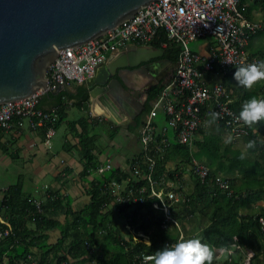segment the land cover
<instances>
[{
    "label": "trees",
    "instance_id": "16d2710c",
    "mask_svg": "<svg viewBox=\"0 0 264 264\" xmlns=\"http://www.w3.org/2000/svg\"><path fill=\"white\" fill-rule=\"evenodd\" d=\"M256 2L258 1L254 0L253 6L248 9L244 7V13L250 19V11L256 6ZM261 34L262 32L257 36ZM153 47L161 49L159 43ZM163 51L166 59L177 62L181 46L168 41V47L163 48ZM257 52H251V55L264 62V50ZM222 84L229 89L232 87L227 82ZM163 88L164 84L161 83L151 92L146 112L135 121V125L130 126L131 131L137 132L144 124L152 108L151 102L158 98ZM263 88L264 86L260 89L261 93ZM47 98L57 101L59 120L54 125V130L66 123L76 141L75 145L66 141L64 148L78 157L83 165L81 178L86 183L85 194L90 200L75 209L72 206L73 199L62 195L58 190L49 188L43 192L44 199H39L26 194L21 181L9 186L0 195V228L5 229L9 224L12 232L0 242V263L18 264L31 257L36 264H138V257L143 254L158 255L161 249L178 242L181 233L184 234L183 239L197 237L209 244L215 251L212 264H220V259L216 256L217 251L222 249L227 253L222 264H246L249 250L253 251L249 264L260 263L259 256L264 252V227L260 222L264 218V206L260 205L264 204V142L260 140L259 132L264 134V120L254 122L249 128V135L243 138L248 152L257 153V158L254 159L247 157L240 149L233 148L232 143H227L226 140L232 139L227 136L224 124L215 120L218 131H208L204 125L200 126L191 147L182 145L176 132L168 129L165 136L168 146L163 155L155 157L156 173L158 178L164 177L166 182H174L175 191L183 194L186 201L172 207V215L179 221L181 229L173 223L164 229L162 215H153L151 199L136 208L123 206L115 202L111 190L106 187L113 180L123 183V180L131 178L135 165L145 171L148 165L145 163L146 155L142 147L141 153L130 162L128 171L115 169L99 178L91 179L90 169H96L101 164L99 155L102 151L97 145L98 139L106 136L109 148L122 128L109 121H89L88 117L68 120V101L78 100L80 108H86L89 101V94L82 86L77 87L76 94H44L40 100L41 108ZM232 107L240 113L237 103H233ZM49 128L50 124L47 123L36 131L40 130L45 139ZM251 140L255 141V145L250 148L248 142ZM193 159L209 168V176L204 181L188 169ZM65 172L70 171L67 168ZM186 175H190L194 182L189 193L185 192V183L188 182ZM217 175L228 180L230 191L220 190L211 181ZM131 180L134 184L135 181ZM131 183L128 189L133 187ZM146 183L148 182L145 180L141 184ZM34 200L41 202L40 208ZM144 210L148 213L144 214ZM148 214H152L151 218H148ZM61 216L65 217L63 221L60 220ZM191 217L203 222L196 233L186 230ZM125 225L133 227L135 233L143 232L149 237V244L143 238L134 241L133 237L129 240L124 237ZM51 231L60 232L55 244H49L48 233ZM230 250L231 254L228 252Z\"/></svg>",
    "mask_w": 264,
    "mask_h": 264
},
{
    "label": "built area",
    "instance_id": "2783aa9c",
    "mask_svg": "<svg viewBox=\"0 0 264 264\" xmlns=\"http://www.w3.org/2000/svg\"><path fill=\"white\" fill-rule=\"evenodd\" d=\"M245 1L157 0L140 8L133 19L108 30L87 44L60 51L47 70L49 93L59 86L85 84L112 55L128 45L153 47L159 43L163 49L168 47L170 41L181 46L173 76L164 84L161 94L153 102L139 129L140 145L146 155L147 168L143 171L139 165H135L131 178L123 180V183L113 180L106 185L115 202L123 206L136 208L151 199L153 215H162L164 229L169 228L170 223L181 229L179 221L172 215V207L186 201L183 194L175 191L174 182H166L164 177L160 179L156 173L155 157L163 155L168 146L165 137L168 129L176 132L182 145L191 147L195 133L208 118L224 124L226 134L232 140L248 136L249 128L254 124L240 119V113L232 107L234 91L222 82L211 80L216 76L223 79L241 65H260L262 62L259 57L251 55L248 45L252 38L264 32V20L248 18L244 13ZM207 38L213 41L208 45L206 55L194 52L189 46L191 42ZM44 94L45 92H38L28 98L0 105V141L7 132L16 135L23 129L36 131L38 127L48 123L50 128L46 132L45 145L51 144V138L56 133L53 127L59 120V114L57 109L46 110L40 107ZM261 94L264 99V88ZM161 113L167 123L165 126H160L157 122ZM213 113L219 115L214 118ZM188 169L202 181L209 176V168L196 159L192 160ZM113 170L114 164L107 158L96 169H90V178L94 179L95 175L101 177ZM131 179L135 181L134 184ZM145 180L148 183L141 184ZM211 181L222 191L231 190L230 183L221 175L215 176ZM130 183L133 187L128 189ZM34 202L40 208L41 202ZM1 212L0 207V215ZM143 213L148 212L144 210ZM147 216L151 218L152 214ZM260 222L264 227V218ZM11 232L9 224L5 229L0 228V242L10 236ZM123 235L128 240L133 237L134 241L143 238L146 244L150 242L143 232L135 233L134 228L129 225H125ZM183 238L184 234L181 233L180 240ZM228 252L231 254L232 250ZM217 253L226 252L222 249ZM247 254L249 257L251 251H247ZM156 259L157 254H143L138 257V264H153ZM28 260L18 264H36L31 257Z\"/></svg>",
    "mask_w": 264,
    "mask_h": 264
},
{
    "label": "water",
    "instance_id": "95a60500",
    "mask_svg": "<svg viewBox=\"0 0 264 264\" xmlns=\"http://www.w3.org/2000/svg\"><path fill=\"white\" fill-rule=\"evenodd\" d=\"M155 1L0 0V105L38 92L48 94L47 70L60 51L87 44L133 19L140 8ZM163 55L164 51L155 47L128 45L87 80L91 99L103 102L113 112L118 109L136 121L139 113L129 112L124 102L134 97L133 102L142 108L138 95L127 91L128 81L111 77L122 70L130 72L141 63ZM167 63L170 61L156 62L152 73L155 75L159 65L165 67ZM61 92L72 93L67 85L57 87L52 93ZM112 120L119 125L118 121ZM252 256L253 251L248 263Z\"/></svg>",
    "mask_w": 264,
    "mask_h": 264
},
{
    "label": "crops",
    "instance_id": "0c3cea01",
    "mask_svg": "<svg viewBox=\"0 0 264 264\" xmlns=\"http://www.w3.org/2000/svg\"><path fill=\"white\" fill-rule=\"evenodd\" d=\"M246 7V1H245ZM205 42L202 46L199 47L198 50H193L194 52L200 53L202 55H206L208 51V45L210 44L212 39H204ZM163 50V49H159ZM119 53V52H118ZM115 56V54H114ZM113 57V55H112ZM109 63V61H108ZM163 67L161 64L159 65V71L164 69H169V77H163V84H165L174 74L175 67L172 63H167ZM156 67V66H155ZM236 71V70H235ZM234 72H231L229 76L233 77ZM134 72V71H132ZM125 74V72H123ZM226 78H221L222 82H227ZM135 77V76H134ZM213 78V77H212ZM131 86H134L133 83L136 84V81H128ZM128 83V85H129ZM140 84V82H138ZM135 86V89H138V85ZM228 85L232 84L231 90L234 91L233 99L234 103L239 105V109H242L243 104L248 100L247 94L244 95H236L237 89L235 88V84L231 82H227ZM128 85H126V89H130ZM82 86L89 94V89L87 83L83 85L72 86L70 85V90L73 94L77 93V87ZM96 87V86H95ZM130 92V91H129ZM46 95V94H45ZM44 96V95H43ZM42 96V97H43ZM145 98H142V103L145 102ZM132 100H136L135 98ZM155 101V100H154ZM153 101V102H154ZM69 102V111H68V120H77L81 117H88L89 121L91 119H96L98 121H109L113 122L112 119H115L119 122V126L121 127L122 136H118L110 145L109 148L106 149V152L102 153L101 156L99 155L100 162H104L107 158H110L114 164V168L116 170H121L122 172L129 170V164L136 156L141 153V145L139 139V130L131 131L130 130V122L127 119V116L120 113L118 109L116 112H113L109 109L107 105H105L101 101L93 102L89 95V101L86 103V108H80L78 100H71ZM151 102V106L153 105ZM77 105V106H76ZM57 101L54 98H47L43 102V109L51 110L56 109ZM79 110V113L82 114L81 116H77L74 113L75 109ZM213 121L211 126H218L211 118H208L207 122H205L204 127L206 130L209 128V123ZM157 122L160 126H165V118L162 113L159 115ZM122 123H126L128 125H122ZM210 126V127H211ZM59 131L64 132L63 141L62 143L58 144V141H53ZM209 131V130H208ZM120 135V134H119ZM53 146L50 148V145H45L44 136L38 131H31L29 129H23L20 131V134H13V133H5L0 141V162L1 163H11L12 160L20 158L21 156L26 159V163H28V170L32 173H29L30 179H41L45 175H52L51 182L44 185L43 188H35L34 193H26L34 198H42L44 199V193L49 188L53 189L54 191L58 190L64 196H69L73 199L72 206L77 209L85 204H87L90 200L89 196L85 194V182L81 178V172L83 170V165L81 164L78 157L69 153L65 148L64 144L66 141H69L72 145L76 144V141L73 139L68 126L66 123L60 125L55 135L53 136L52 140ZM121 142V144H119ZM247 145V143L244 141ZM113 146L115 148H113ZM172 165V164H170ZM69 169L70 172L66 173L65 169ZM36 177V178H35ZM39 181V180H38ZM8 188V187H7ZM5 188V189H7ZM4 190H0V195H3ZM260 205L264 206L263 203ZM64 216L60 217V220H64ZM49 244H55L58 241L60 232L59 231H51L48 233ZM53 234V236H52ZM222 254L217 253V259H221Z\"/></svg>",
    "mask_w": 264,
    "mask_h": 264
},
{
    "label": "rangeland",
    "instance_id": "374dc122",
    "mask_svg": "<svg viewBox=\"0 0 264 264\" xmlns=\"http://www.w3.org/2000/svg\"><path fill=\"white\" fill-rule=\"evenodd\" d=\"M253 1L254 0H246V8L248 9L249 7L253 6ZM258 2H256V6L254 8H252V10L250 11V16L252 17V19L254 20H264V3L262 2V0H256ZM205 40L204 39H200L199 41L196 42H191L189 44V46L193 49V50H198L200 46H202L204 44ZM248 50L250 52L253 53H258L257 51H261L264 50V32H262L261 35L259 36H255L254 38H252L250 40V43L248 45ZM212 82H216V83H220L222 82V79L218 76L214 77V79H211ZM227 82H231L235 84V88L237 89L236 95H244L247 94V98L248 100L252 97H256L257 99H262V94H261V87L264 86V78H260L258 79L256 82L253 83V85L251 87H247L244 85L239 84L235 77H231L229 76L227 78ZM72 86H76V83H72ZM235 97V95H233ZM74 113L77 116H81L82 114L79 113V110L76 108L74 110ZM213 121H211L209 123V125L211 126L213 123ZM217 124V123H216ZM115 125V124H114ZM122 125H127L126 123H122ZM208 128L209 131H214L217 132L218 131V127L217 126H211ZM123 130V129H122ZM122 130L120 131V136L123 135ZM99 132V131H98ZM100 133V132H99ZM259 138L262 142H264V134L259 132ZM63 136H64V132L59 131L56 135V137L53 139V141H58L59 143H62L63 141ZM53 141H51V145L50 148H52L53 146ZM227 143H232V147L233 148H238L240 149L244 154H246L247 157L254 159L257 158V153H250L248 152V148L247 145L244 143L243 139L237 140V141H232V140H226ZM107 137L103 136L102 138H99L97 141V145L98 147L101 149V153L106 152L107 149ZM119 144H121V142H119ZM113 148H115L113 146ZM101 158H103V156L100 154ZM26 159L23 158L22 156L20 158L14 159L11 161V163H1L0 162V190H5V188L15 185L18 182H23L24 183V192L25 193H34L35 188L39 187V188H43L45 184L50 183L51 182V176L52 175H45L44 177H42L41 179H30L29 178V173H32L28 170V163H26ZM172 166V165H170ZM36 178V177H35ZM95 178H99L98 175H95ZM185 178L187 179L185 183V192L189 193L191 192L193 186H194V182L192 181V179L190 178V175H186ZM39 180V181H38ZM121 222V220H120ZM203 222L201 220H199L198 218H193L191 217L189 224L186 225V230L187 231H192L194 233H196L197 231H199L201 224ZM123 226V225H122ZM203 226V225H202ZM53 236V234H52ZM219 254V253H218ZM227 258V253H223L221 255V259L218 260V262L220 264H222V262ZM259 264H264V252L260 254L259 256ZM0 264H6V262L0 263ZM89 264H94L89 263ZM247 264V261H246Z\"/></svg>",
    "mask_w": 264,
    "mask_h": 264
},
{
    "label": "clouds",
    "instance_id": "9594fccd",
    "mask_svg": "<svg viewBox=\"0 0 264 264\" xmlns=\"http://www.w3.org/2000/svg\"><path fill=\"white\" fill-rule=\"evenodd\" d=\"M236 81L244 86L251 87L254 82L264 78V62L241 65L234 73ZM219 113H213V117ZM240 119L248 124L264 120V99L252 97L247 100L240 111ZM255 141L248 142L253 147ZM215 256L214 249L197 237L181 239L174 246L165 247L158 252L155 264H212Z\"/></svg>",
    "mask_w": 264,
    "mask_h": 264
},
{
    "label": "flooded vegetation",
    "instance_id": "af4514ba",
    "mask_svg": "<svg viewBox=\"0 0 264 264\" xmlns=\"http://www.w3.org/2000/svg\"><path fill=\"white\" fill-rule=\"evenodd\" d=\"M108 60L103 65L107 64ZM162 60H168V59H166L163 55L162 58L153 59L148 63H141L138 68L132 69L130 72H128L126 70H122V72L120 74L117 73L116 75H113L111 77V79H113V78L118 79V78L122 77L126 81H132V82L136 81V84L133 83L134 86H131L132 84L130 85V83L127 82V84L129 83L128 87L129 88L131 87V90L128 89L127 91L128 92L130 91L129 93L133 94V95L136 93L138 95L139 102L143 105V107L141 108L135 102H133L134 100H132V99H134V97H132L130 100H127L124 102L127 105L129 112L139 113V116L136 118V120L140 119L143 116V114L146 112L147 103H148V99L150 97L151 92L156 87H158L161 83H163L162 82L163 77L164 78L169 77V75L172 74V73H169V71H168L169 69H167V68L164 70L158 71L155 75L152 73L154 71L151 69H153L154 66H156L155 63L160 62ZM170 63L174 64V67H175L177 62H171L170 61ZM132 71H134V72H132ZM123 72H125V74ZM138 82H140V84ZM137 84H139L138 89H135V86H137ZM143 97L145 98L144 103H142V101H141ZM120 109H122V108H120ZM127 119L130 121L128 123L132 122L130 125H135V121H132L129 117H127Z\"/></svg>",
    "mask_w": 264,
    "mask_h": 264
},
{
    "label": "bare ground",
    "instance_id": "6f19581e",
    "mask_svg": "<svg viewBox=\"0 0 264 264\" xmlns=\"http://www.w3.org/2000/svg\"><path fill=\"white\" fill-rule=\"evenodd\" d=\"M54 135H55V134H54ZM54 135H53V136H54ZM53 136H52V138H53ZM52 138H51V140H52Z\"/></svg>",
    "mask_w": 264,
    "mask_h": 264
}]
</instances>
